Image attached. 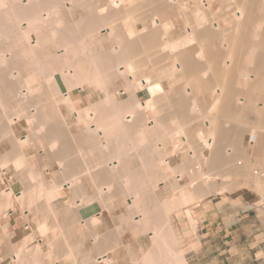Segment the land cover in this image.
<instances>
[{
  "label": "bare ground",
  "instance_id": "6f19581e",
  "mask_svg": "<svg viewBox=\"0 0 264 264\" xmlns=\"http://www.w3.org/2000/svg\"><path fill=\"white\" fill-rule=\"evenodd\" d=\"M89 41L101 50L94 54L88 49ZM19 54L31 57V65L17 64ZM110 82L120 84V90L110 92ZM41 84L48 89L43 91ZM86 88L100 99L81 107ZM37 92L45 95L46 101ZM43 102L48 109L39 106ZM61 105L72 112L78 124L85 125L80 135H87L83 139L87 143L98 141L95 149L101 153L94 157L89 152L94 161H86L87 166L77 168V173H71L72 166L62 164L61 184L57 188L43 186L44 190L45 180L32 171L30 158L26 161L23 157L28 151L24 152V147L33 142L26 139L28 131H24L25 141L12 144L15 161L6 154L0 158V181L23 158L31 167L30 183L35 180L36 185L39 177L43 181H38V187L33 185L30 193L6 188L1 194L5 206L17 195L15 201L23 214L29 213L28 202L36 200V191L47 189V198L41 192L47 211L57 216L68 205L65 201L61 202L63 208L50 206L58 201L54 190L69 189L73 195L81 177L92 174L91 180L100 181L95 182L99 184L95 186L96 200L105 202L102 198L122 194L128 198L124 209L130 216L129 227L126 223L129 229L124 228L151 236L153 247L134 264H188L172 228L173 208L181 214L183 205H198L208 196L243 189L256 193L264 202V0H0V115L12 112L17 119L25 117L37 130L34 123L39 124V132L45 126L44 137L53 140L48 146L52 149L60 145L56 142L62 135L60 150L67 151L70 144L65 140L67 125ZM55 114L63 120L61 126L48 121ZM12 122L10 118L8 123ZM9 126L5 127L8 135L13 134ZM5 133L10 140L12 135ZM176 156L183 160L174 166ZM25 162L20 167H26ZM159 184L169 186L173 196L169 208L160 203ZM83 192L79 193L86 197ZM177 195L179 205H174ZM149 203L152 215L146 209ZM79 205L74 202L67 208L77 210ZM185 213L195 232L194 211ZM101 220L92 217L90 226ZM6 228L2 227V232ZM113 234L111 231L105 238L94 234L104 251L98 260L87 264H115L108 247ZM64 244L67 255L74 258L65 237ZM21 252L19 249L13 255L14 262L22 258L30 264V254L23 251L27 256L21 257ZM31 254V264L41 262L39 245ZM51 256L50 262L55 257Z\"/></svg>",
  "mask_w": 264,
  "mask_h": 264
},
{
  "label": "rangeland",
  "instance_id": "374dc122",
  "mask_svg": "<svg viewBox=\"0 0 264 264\" xmlns=\"http://www.w3.org/2000/svg\"><path fill=\"white\" fill-rule=\"evenodd\" d=\"M64 20L69 21V18H67V16H65ZM102 41H104V40H102ZM89 44H90V46H88V49H91L94 54L97 53V50H101V49H98V46L96 47V44L92 43V41H89ZM104 44H105L104 47L108 46L107 43H104ZM50 52L53 53V50L51 49ZM20 56H22V58ZM18 57H19V59H18ZM23 57H25V56H23L22 54L16 55V58L18 59L16 61L17 64H23V65L30 64L31 65V62H32L31 57L30 58L27 57L29 59H27L26 57L24 59ZM42 58H44L43 55H42ZM25 60H26V62H25ZM25 63H27V64H25ZM111 83L112 82L107 84V88H108V90L110 92H115L117 90H120V88H121L120 84H118V85L112 84L111 85ZM40 86L43 87L42 88L43 91H44V89H48V86L45 85V84H41ZM37 89H38V87L36 88V90ZM86 92H83V94H82V100L83 101H82V104L80 105L81 107H87V106L89 107L91 104L98 102L99 99H100V97L98 95H96L95 92L91 88H86ZM37 94L39 95L38 97H40V98H42V99H44L46 101L45 95H43V97H42V96H40V94L38 92H37ZM86 103H87V105H86ZM39 106L42 107V108L44 106L46 109H48V106L45 104V102L41 103V105H39ZM11 111H9V112H11ZM1 113L2 112H0V114ZM11 113H10V115L7 113L8 116H6V117L0 115L1 116L0 120L3 119V120L0 121V133H1V135L3 134V137L0 138V158H2V156L4 157V155L6 154V156H8V157L10 156V160L12 159L11 162L14 160V157L12 156V155H14V151H12V149L14 150L13 146L15 145V143H13V142L19 141V140H24L25 141V138H23L24 137V131L27 130L28 134H25V136L27 135L28 137H26V139L29 138L33 142H31V143L26 142V143H29V144L26 145V147H24V152H26L27 150L28 151L23 155V157H25L27 159L26 161L30 160L29 161V163H30L29 165L30 166L33 164L32 171H34L36 174H40L39 176H41L43 178V180H45V182H44L45 184L42 185V187L43 186H45V187H47V186L51 187L52 186V188H53L55 186L54 188H57V186H59L61 184V182L63 181V178L61 177V174H62V172L64 170L63 169V167H64L63 165H67L68 164L70 166V168L72 166L73 167V172H71V173H74V172L77 173V170H76L77 168L86 167L88 161L89 162L90 161H92V162L94 161V159H92L93 156L96 157L95 155H98V154L101 153V151H97V153H96L97 149H95V148H97V147H95V145L98 144V141H96V142H94L92 144V143H89V142L87 143L86 140H83V139L86 138L85 136H87V135L84 134V137H83L80 134L82 132H85V130H86L85 125L84 124H80V123L78 124L77 120L72 115V112L69 109H67L66 107L62 106V105L60 107V113H61V116L64 119V122L67 125V129H66L67 133H66V136H65V140H66V142L68 141L67 142L68 145L70 144L68 146V150L67 151L66 150L63 151V149H62V151L60 150L62 148L61 147V144H62L61 140H62V137H63L62 135L59 137L61 139V140H58L59 143L56 142L57 144H60V145H55L56 148L52 149V148H50L51 146L50 147H48V146H49V143H51V141H53V140L52 139L51 140L45 139V137H44V136H46V134H45L46 130L44 128L45 126H42V128L40 127V130H42V131L39 132L38 131L39 130V124L38 123H34L36 126H38L37 127L38 130H37V129H35L36 127H34V125H29L26 122L27 120L25 119V117H22L21 119L20 118L17 119L13 115H11ZM2 117H5V118H2ZM10 118L13 119L12 124H9L10 123ZM59 118L60 117H58L57 115L56 116L52 115L51 119L48 120V121L51 124H58L59 126H61L62 123H60V122L61 121L63 122V120H59ZM5 119H7V121ZM7 125L11 126V128L9 126L8 129L9 128L12 129L11 132H13V134L12 133L9 134V135L13 136V137L11 136L10 140H9L10 137L6 138V136L4 135V133L6 132V129H7V128L5 129V127ZM32 131L34 133H31ZM35 132H37L38 134L35 133ZM8 133H10V131ZM68 133L70 135H68ZM36 134L40 135V136H37ZM6 135H8V134H6ZM82 135H83V133H82ZM36 136L39 139H37ZM48 140H49V142H48ZM144 140L146 141V139H144ZM150 140L151 139H148L147 141H150ZM71 141L74 143V145H76V144H78V145L73 146V143ZM12 144H14V145H12ZM22 145H24V143H22ZM69 150H71V151H69ZM90 150H92V151H90ZM93 150H95L94 154H93ZM80 152H82L83 154H81ZM87 152H88V154H89V152L90 153L92 152L93 156L91 154H89L90 155V157H89ZM105 153L107 154V151ZM79 154H80V156H79ZM32 156H34V157H32ZM18 157L20 158L19 160H22V158H23L22 155H19ZM15 158H17V157H15ZM25 158H23L24 162H25ZM69 158H71L73 160H70ZM89 158H91V160H89ZM174 160L175 161H174L173 164L175 166V165L181 164L183 159L181 157H177L176 156V157H174ZM23 161H21L22 162L21 164L24 163ZM15 164H13V166ZM18 164H20V163H18ZM18 164H16V165H18ZM21 164L18 165V167H20ZM25 164L28 165V163H26V162H25ZM27 165H25L26 167H24V166L20 167V169L18 167L14 168L11 165L12 168L9 169V170H12V169L13 170L11 172H9V174L10 173H12V174H10V175L7 174L3 178V181H0V242L3 243V246H6V247H3L5 252H6L5 255H3L4 254L3 251H0V264H22L24 261L25 262L28 261V260H26L24 258H23L24 259V261H23L22 258H21V260H22V261L20 260L21 262L20 261H17V263L14 262L13 255L15 256L16 252L19 249H22V252L24 251L25 254H28V255L30 254L27 257V259H30L29 262L31 264V261H33V257H30L32 255L31 252L36 247V245H39V247L41 249V262L38 261L39 262L38 264H51L53 262H57L58 264H70V263L87 264L88 262H91L92 260L97 259L100 256V254L102 253V251H104L103 246L100 243L98 245L96 243L98 241L95 242L94 234H97L98 236H101V238H105V237H107L109 235V232H111V231H112V233L115 234V238L112 237V240H111L112 243L109 242V245H108V243H106V244L108 245V247H110L111 251L109 250V255H110V257L113 258L115 264H134L133 263L134 261H136L144 253L148 252L153 247V242H152V239H151V236H150L149 233H143V232L142 233H133L131 230L127 231L129 229V228H127V227H129V223H127L128 222L127 217H130V216L128 215L129 212L127 211V209H124V207L127 206V202H128L127 199L128 198L126 199V197L123 196L122 194H116V196H113L111 199L102 198V199L106 200L105 202L103 200H101L100 198L98 199L99 201L101 200L100 202L98 200H96L98 197L95 195V193H96L95 186H97V188H98L99 184L96 185V183H99L100 181L99 180L95 181L96 180L95 178L93 180H91L90 176L93 178L92 174H90V176H88L89 174L82 176L81 179L78 182L79 185H77L79 190H81L82 192L83 191L85 192V193L84 192L83 193L86 194V197H84L85 195H83V194L81 195L80 194L81 191H78V188H76L75 191H74V189H72V192H74V193H72L73 195H71V190H69V189H56V190H54V194L56 195L58 201L57 202H53L51 200L52 201V203H51L52 205H50V206L53 207V208L57 207L58 209H60V208L64 207V204H67L68 206H65L66 208L65 207L63 208L64 211H65V209L69 210V211H66L67 213L66 212L63 213L64 211H62V213L60 214L58 212L59 214H57V216L53 215L52 214L53 212H51V210H48V211H50L48 213L47 204L45 203V200H43V197L47 198L46 197L47 194L45 193L47 191V189L44 192L43 191V189L45 190L44 187L42 189L43 192L42 191H39V192L40 193L42 192L43 194H45V196L42 197V193L40 195L38 190L37 191L35 190L37 192V194H35L36 197H35V195H32L31 197H32V199H34V197H35L36 200L35 199L34 200L28 199V200H31L30 202H28L31 205L29 213H24L23 214L24 210L22 208H20L18 203L15 201V197L17 195L16 196H12L11 199H10V203L5 206V204H4L5 200L2 197V195H4V190L6 188H10L12 190L15 188L16 190L15 189L13 190L15 193L24 192V191L30 193L29 190H31L34 186L40 185L41 180H42V178H40V177H39V179H41V180H38V181H40V183L37 181L36 185H34L35 180L32 181L33 183H30V181L33 180V178L30 179V175H29L30 173L28 172V170L31 169V167L29 168V165L28 166ZM88 165H89V163H88ZM23 171H25V172H23ZM29 171L31 172V170H29ZM25 180H27V183H26ZM93 181H94L95 185L92 183ZM37 183H39V184H37ZM161 187H162L163 190L161 189ZM168 187L169 186L167 184L166 185L159 184L158 185V190H157L158 196H159V198L161 200L160 201L161 205L164 206L166 204L165 206L167 208H169L170 205L172 206V203H170L169 200H171L172 197H173L171 195V193L169 192V188ZM91 189H92V191H91ZM31 193H35V192H31ZM75 194H79V195H75ZM93 194H94V196H93ZM37 195H40V198H37ZM242 195L245 197L246 201H248L249 203H245L244 201H242V199L240 198V196H242ZM92 196H93V198H92ZM95 196H96V198H95ZM120 196L121 197L123 196V197L121 198ZM31 197H29V198H31ZM114 197L119 198V199L115 200ZM86 198H89V200H87ZM175 198L176 199H174V201H173L174 205H176V204L179 205V199H178L179 195H177ZM124 199L126 201H124ZM65 201L67 203H64L63 205H61V202H65ZM202 201L205 202V203H209V204H211V203L215 204V203L221 202L220 204H218V206H220L222 204L224 206L232 207L233 209H237V210H239V209L240 210L241 209L242 210L248 209V212L246 214L248 216H252L254 218H255L256 215L260 214V216H263V217H260L259 221L255 222L256 223L255 225L261 227L260 228L261 230L259 232H257L256 234H254V235H257L259 237L258 240H264V202L261 200L260 196L257 195L256 193H254V192H252L250 190H247V189H243L241 191H237V192H233V193H225V194H218V195L208 196V197L202 199L199 202V204ZM40 202H42L44 204H42ZM74 202H75V204H77V205L80 204V205L77 207V210L72 209V211H71V208H67V207H71L70 206L71 203H74ZM40 204H41V206H40ZM96 204H99L101 206V209L99 208L98 210H94L92 212V208L94 206H96ZM194 205L195 204L183 205L181 207V210H180L181 214H178L179 211L175 210V208H173L171 210V212H170L172 228H173V230L175 231V233H176V235L178 237V240H179V243L181 245L182 251H183L182 247L187 244V242L190 239V237H192L194 234H196V230H195V232L192 230V226H191V223L189 222L188 215H187V213H185L187 210L194 211L195 207H197V205H195V206ZM149 208L152 210V206L150 205V203L148 204L146 209L151 211ZM44 209H46V210H44ZM37 210H39V211H37ZM43 210H44V212H43ZM74 210H75V212H74ZM12 211H13V213L15 212L14 216H17V215L21 214V216L24 218L26 214L29 215V220H30V224H31L30 231H24L23 235L17 236V237H16V234L14 235L12 230L9 231L8 228H6L5 232H2L3 231V230H1L2 227H5L6 225H8L7 221H3V218H8L10 212H12ZM37 213H39V214H37ZM43 213H45V215ZM51 214L53 216H55L57 219L51 217ZM61 215L64 218H62ZM81 215L83 217H81ZM151 215H152V211H151ZM58 217H60V219ZM92 217H101L102 220L98 224H96V225H92L91 224V226H90V223H91L90 220L92 219ZM46 218H47V220H46ZM72 218H73V220H72ZM122 218L123 219L126 218V219L123 220L125 223L122 221ZM194 218L196 219V214L195 213H194ZM120 221H122V223ZM130 221H132V220H130ZM196 221H197V219H196ZM87 222H89V226H88ZM67 223H69L68 224L69 226L68 225L64 226ZM119 223L121 224V226H123L122 227L123 229L120 228V226H119L120 224ZM126 223H127V227H126ZM197 226L198 225H196V229H197ZM63 227L64 228L67 227L66 230H64ZM124 227H126L127 230ZM54 228H56V229H54ZM117 228H118V230H117ZM250 230H253V228H250ZM125 232H126V234H125ZM114 234H113V236H114ZM6 237H7V239H6ZM64 237H65V240L68 241V243L71 245V247L73 249L72 251L74 253V258L71 257L70 255H67V251L65 250V244L63 245V238ZM27 239H28V242H27ZM118 240H119V243H116V242H118ZM151 242H152V244H151ZM51 243H52V245H51ZM54 243L57 245V247H55V249L53 248L54 247L53 246ZM126 243H128V244H126ZM114 244L117 245V246L115 247ZM95 245L97 247H99V249L97 247H95ZM51 246L54 249V251L56 250L57 253H55V252L53 253V249L51 248ZM112 248L115 249V250H113ZM101 249H103V250H101ZM22 252H21V254H22ZM48 252L50 253L49 255H48ZM46 253H47V256H45ZM23 254L21 255V257L22 256H24V257L27 256V255L25 256V254L24 255ZM51 255L56 257V258L55 257L52 258V259H54V261L52 260V262H50L51 259L48 258V256L50 257ZM25 262L23 264H29V263H27V262L25 263ZM100 264H103V263H100Z\"/></svg>",
  "mask_w": 264,
  "mask_h": 264
},
{
  "label": "crops",
  "instance_id": "0c3cea01",
  "mask_svg": "<svg viewBox=\"0 0 264 264\" xmlns=\"http://www.w3.org/2000/svg\"><path fill=\"white\" fill-rule=\"evenodd\" d=\"M242 201L245 197L240 196ZM218 203L201 202L195 207L197 219L196 234L184 245L183 251L188 264H264V240H258L256 234L261 227L255 225L260 214L255 218L248 216V209L237 210ZM101 209L99 204L92 208ZM13 211L7 221L8 230L17 236L23 235L25 224H30L29 215L14 216ZM253 228V230H250ZM31 229V228H30ZM220 240V241H219ZM0 242V251L5 250Z\"/></svg>",
  "mask_w": 264,
  "mask_h": 264
},
{
  "label": "built area",
  "instance_id": "2783aa9c",
  "mask_svg": "<svg viewBox=\"0 0 264 264\" xmlns=\"http://www.w3.org/2000/svg\"><path fill=\"white\" fill-rule=\"evenodd\" d=\"M24 230H26V231H30V225H29V224H25V226H24Z\"/></svg>",
  "mask_w": 264,
  "mask_h": 264
}]
</instances>
